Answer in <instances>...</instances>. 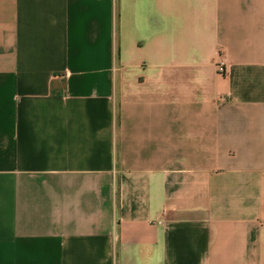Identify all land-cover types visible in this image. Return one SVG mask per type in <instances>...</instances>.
Wrapping results in <instances>:
<instances>
[{"label":"crops","instance_id":"crops-1","mask_svg":"<svg viewBox=\"0 0 264 264\" xmlns=\"http://www.w3.org/2000/svg\"><path fill=\"white\" fill-rule=\"evenodd\" d=\"M0 264H264V0H0Z\"/></svg>","mask_w":264,"mask_h":264},{"label":"built area","instance_id":"built-area-1","mask_svg":"<svg viewBox=\"0 0 264 264\" xmlns=\"http://www.w3.org/2000/svg\"><path fill=\"white\" fill-rule=\"evenodd\" d=\"M218 72H220L221 74L225 73V63H223V62L219 63Z\"/></svg>","mask_w":264,"mask_h":264}]
</instances>
